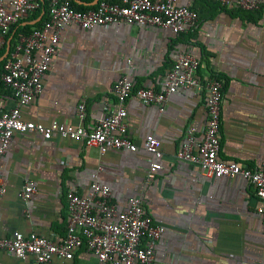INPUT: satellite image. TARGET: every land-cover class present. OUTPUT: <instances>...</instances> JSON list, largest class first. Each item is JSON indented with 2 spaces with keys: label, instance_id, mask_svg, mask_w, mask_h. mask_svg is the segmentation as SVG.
<instances>
[{
  "label": "crops",
  "instance_id": "crops-1",
  "mask_svg": "<svg viewBox=\"0 0 264 264\" xmlns=\"http://www.w3.org/2000/svg\"><path fill=\"white\" fill-rule=\"evenodd\" d=\"M73 1L96 5V0ZM177 4L198 15L184 34L158 27L66 26L42 91L22 109V118L76 126L77 108L83 103L84 126L92 128L104 107L115 102L112 86L120 77L127 76L135 88L159 91L177 51L185 48L201 60L199 78L215 77L223 87L218 157L251 168L264 166V2L254 11L209 0ZM35 20L30 15L13 28L6 38V43L11 39L10 49L20 39L14 37L18 26ZM1 57L0 62L5 59ZM15 103L12 93L0 86V108L10 109ZM126 111L127 137L138 147L134 153L100 154L97 148L57 136L44 140L38 134L14 135L1 160L5 192L0 196V238L18 231L61 242L68 221L66 193L86 195L96 176L109 187L118 210H125L129 198L137 196L154 223L165 228L152 264H264V220L258 213L264 203L254 188L241 178H207L199 167L175 158L189 129L201 139L204 93L176 92L163 112L133 97ZM150 135L160 142L162 158L161 170L147 184L146 170L153 158L142 144ZM29 182L36 192L25 204L19 194ZM0 264H32V258L18 260L0 250ZM49 264L98 261L82 247L71 260L55 258Z\"/></svg>",
  "mask_w": 264,
  "mask_h": 264
},
{
  "label": "built area",
  "instance_id": "built-area-1",
  "mask_svg": "<svg viewBox=\"0 0 264 264\" xmlns=\"http://www.w3.org/2000/svg\"><path fill=\"white\" fill-rule=\"evenodd\" d=\"M178 0H112L99 1L95 7L78 11L70 0H46L47 16L41 27L21 36L10 49L0 68V86L9 90L16 100L10 109L0 108V196L5 192L1 175V160L15 134H38L44 140L53 136L79 141L85 147L97 148L100 154L108 150L134 153L137 145L127 137L126 103L135 97L142 104L156 106L163 112L169 97L179 91L196 89L204 93L206 122L198 141L189 129L175 158L199 167L207 178H241L254 188L257 198L264 203V166L246 167L237 161H223L218 157L223 87L215 77L201 80L198 70L201 60L180 48L171 68L166 72L162 88H135L127 77H120L112 86L113 105L104 107L103 116L92 128L84 126L86 108H77L78 125L53 121L48 125L22 118V109L29 106L43 88V78L56 54L60 34L69 24L84 29L94 27H158L175 35L186 33L198 20L197 12L179 6ZM222 7L254 11L264 0H209ZM40 8L38 0H0V51L12 27ZM142 149L153 159L146 170V183L152 182L161 170L160 142L147 136ZM36 192L35 186L25 184L19 194L28 204ZM68 221L61 242L15 231L10 237L0 238V250L18 259L32 258V264H49L53 259L71 260L74 252L85 247L97 258L98 264H152L156 243L165 232L155 224L142 200L131 197L127 208L120 211L111 202L108 186L93 176L86 195L73 191L65 195ZM264 220V207L258 209Z\"/></svg>",
  "mask_w": 264,
  "mask_h": 264
},
{
  "label": "trees",
  "instance_id": "trees-1",
  "mask_svg": "<svg viewBox=\"0 0 264 264\" xmlns=\"http://www.w3.org/2000/svg\"><path fill=\"white\" fill-rule=\"evenodd\" d=\"M70 2H71L72 7L74 9L78 10V11H85V10H87L89 8L95 7V6H92V7L81 6V5L76 4L73 0H70ZM41 13H43L42 19L39 22H37L36 24H34V25L26 24L24 26H18L14 37L15 38H19L21 36L29 35L33 30L41 27L43 21L46 19V16H47V8H46V3L45 2L40 4V8L35 13L31 14V20H35L36 18H38V16ZM14 27H12L11 31L9 32V34H11V32H12ZM8 37H6V38H8ZM12 44H13V41H12ZM4 51H5V47L1 50L0 57L3 55ZM5 61H6V58L2 62H0V67H2V65L4 64Z\"/></svg>",
  "mask_w": 264,
  "mask_h": 264
},
{
  "label": "water",
  "instance_id": "water-1",
  "mask_svg": "<svg viewBox=\"0 0 264 264\" xmlns=\"http://www.w3.org/2000/svg\"><path fill=\"white\" fill-rule=\"evenodd\" d=\"M95 3H98V0L95 1ZM42 18V15L39 16L35 21L31 22L32 25L36 24L37 22L40 21V19ZM10 47H11V39H9L6 43V48H5V52L3 54V56L1 57V60H3L4 58L7 57V55L9 54L10 51Z\"/></svg>",
  "mask_w": 264,
  "mask_h": 264
}]
</instances>
